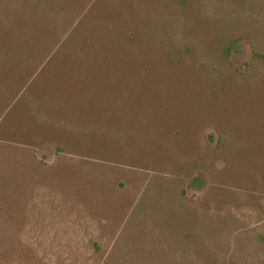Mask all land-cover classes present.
I'll list each match as a JSON object with an SVG mask.
<instances>
[{
	"label": "rangeland",
	"instance_id": "1",
	"mask_svg": "<svg viewBox=\"0 0 264 264\" xmlns=\"http://www.w3.org/2000/svg\"><path fill=\"white\" fill-rule=\"evenodd\" d=\"M264 0H0V264H264Z\"/></svg>",
	"mask_w": 264,
	"mask_h": 264
},
{
	"label": "trees",
	"instance_id": "2",
	"mask_svg": "<svg viewBox=\"0 0 264 264\" xmlns=\"http://www.w3.org/2000/svg\"><path fill=\"white\" fill-rule=\"evenodd\" d=\"M262 241H263V245H264V234L262 235Z\"/></svg>",
	"mask_w": 264,
	"mask_h": 264
}]
</instances>
